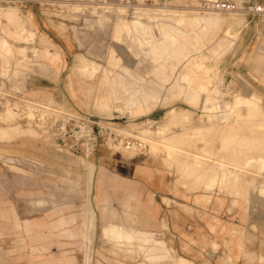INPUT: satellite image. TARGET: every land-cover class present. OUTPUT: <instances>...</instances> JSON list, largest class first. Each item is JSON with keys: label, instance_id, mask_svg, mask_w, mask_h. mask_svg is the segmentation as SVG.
Segmentation results:
<instances>
[{"label": "rangeland", "instance_id": "obj_1", "mask_svg": "<svg viewBox=\"0 0 264 264\" xmlns=\"http://www.w3.org/2000/svg\"><path fill=\"white\" fill-rule=\"evenodd\" d=\"M207 1L0 0V264H174L105 205L101 172L126 141L264 218L257 27ZM84 119L98 142L74 155L58 129ZM260 248L243 263L264 264Z\"/></svg>", "mask_w": 264, "mask_h": 264}, {"label": "crops", "instance_id": "obj_2", "mask_svg": "<svg viewBox=\"0 0 264 264\" xmlns=\"http://www.w3.org/2000/svg\"><path fill=\"white\" fill-rule=\"evenodd\" d=\"M232 1L264 4V0ZM247 27H257L253 57L264 58V18ZM110 159L100 178L104 200L108 201L105 205L130 208L133 230L144 232L143 240L149 239L151 245L157 242L159 254L169 256L174 264H197L200 256L207 264H214L216 256L226 255L239 256L238 263L244 264L246 255L261 253L264 218L247 212L246 195L184 185L182 168H172L163 155L148 149L113 153ZM153 237L158 241L151 243ZM131 238L137 237L134 234ZM221 259L217 264L224 261Z\"/></svg>", "mask_w": 264, "mask_h": 264}, {"label": "built area", "instance_id": "obj_3", "mask_svg": "<svg viewBox=\"0 0 264 264\" xmlns=\"http://www.w3.org/2000/svg\"><path fill=\"white\" fill-rule=\"evenodd\" d=\"M43 1L47 4H54L58 0ZM204 4H208L206 8H212L222 13L244 17L247 20L248 25L257 18H264V4H255L250 1L236 2L230 0H210ZM74 121L75 124H72V122L69 120L58 129V140H60L63 146L74 155H89V153H93L98 142V136L95 133L94 126L89 124V122L85 119ZM69 133H72V135H78L77 142H73L71 145L68 144L67 141V136Z\"/></svg>", "mask_w": 264, "mask_h": 264}, {"label": "bare ground", "instance_id": "obj_4", "mask_svg": "<svg viewBox=\"0 0 264 264\" xmlns=\"http://www.w3.org/2000/svg\"><path fill=\"white\" fill-rule=\"evenodd\" d=\"M88 4V3H87ZM85 5V4H84ZM208 9V8H207ZM216 10V9H215ZM214 11V10H213ZM217 11V10H216ZM219 12V11H218ZM241 18V17H240ZM216 77V76H215ZM214 77V78H215ZM213 81V80H212ZM215 81V80H214ZM246 100H248L249 101V99H246ZM133 142H135L136 144H134L133 146H131L132 144V142L131 141H126L125 143H124V145H122V147L124 148V150L125 151H129V150H134V152H138L139 153V151L141 152V151H144V149H147L148 147L147 146H149L148 145V143H146V141H142V140H139V141H136V140H134ZM130 147H132V148H130ZM139 150V151H138ZM264 161V160H263ZM206 163V162H205ZM252 168V167H251ZM182 264H187V262L186 261H183L182 262Z\"/></svg>", "mask_w": 264, "mask_h": 264}]
</instances>
